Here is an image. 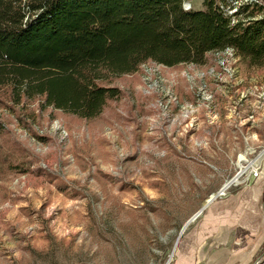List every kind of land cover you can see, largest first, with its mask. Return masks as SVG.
Masks as SVG:
<instances>
[{
    "label": "rangeland",
    "instance_id": "1",
    "mask_svg": "<svg viewBox=\"0 0 264 264\" xmlns=\"http://www.w3.org/2000/svg\"><path fill=\"white\" fill-rule=\"evenodd\" d=\"M113 86L92 120L0 91V264H225L264 180V69L219 53Z\"/></svg>",
    "mask_w": 264,
    "mask_h": 264
},
{
    "label": "trees",
    "instance_id": "2",
    "mask_svg": "<svg viewBox=\"0 0 264 264\" xmlns=\"http://www.w3.org/2000/svg\"><path fill=\"white\" fill-rule=\"evenodd\" d=\"M193 1L203 8L186 10ZM230 49L264 69V2L0 0V91L83 120L121 99L113 81L147 63L201 67Z\"/></svg>",
    "mask_w": 264,
    "mask_h": 264
},
{
    "label": "crops",
    "instance_id": "3",
    "mask_svg": "<svg viewBox=\"0 0 264 264\" xmlns=\"http://www.w3.org/2000/svg\"><path fill=\"white\" fill-rule=\"evenodd\" d=\"M243 198L239 226L230 225L231 233L226 239L232 243V252L222 256L225 264H251L258 256L259 247L264 245V180L252 183Z\"/></svg>",
    "mask_w": 264,
    "mask_h": 264
},
{
    "label": "built area",
    "instance_id": "4",
    "mask_svg": "<svg viewBox=\"0 0 264 264\" xmlns=\"http://www.w3.org/2000/svg\"><path fill=\"white\" fill-rule=\"evenodd\" d=\"M246 1L258 2L257 0H246ZM185 9H186V10H189L190 7H189L188 5H186V6H185ZM234 12H235V11H233L232 13H234ZM222 54H225V55H227V56H229V57H232L233 55H235V52H234L233 50L230 49V50L225 51V52L222 53ZM221 64L224 65V63H221ZM252 175H253V178H255V179L260 178L259 170H258V169H254L253 172H252Z\"/></svg>",
    "mask_w": 264,
    "mask_h": 264
},
{
    "label": "bare ground",
    "instance_id": "5",
    "mask_svg": "<svg viewBox=\"0 0 264 264\" xmlns=\"http://www.w3.org/2000/svg\"><path fill=\"white\" fill-rule=\"evenodd\" d=\"M215 197V196H214ZM214 197H212V199H214Z\"/></svg>",
    "mask_w": 264,
    "mask_h": 264
}]
</instances>
